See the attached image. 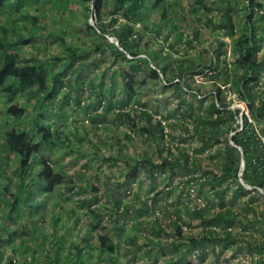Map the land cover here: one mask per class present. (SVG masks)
<instances>
[{
    "label": "rangeland",
    "instance_id": "rangeland-1",
    "mask_svg": "<svg viewBox=\"0 0 264 264\" xmlns=\"http://www.w3.org/2000/svg\"><path fill=\"white\" fill-rule=\"evenodd\" d=\"M177 1L180 14L184 16L179 26L181 38L176 44H172L173 48L168 46L172 41L169 37L166 42L161 41L163 45L160 53L164 55L170 52L175 57L185 56L182 54L183 49H186L188 54H193L195 50L208 49L209 56H215L218 51L220 59L225 57L227 61H232L234 54L231 52L229 36L214 28L215 23L221 21L222 16L217 12L220 9L216 6L219 7L225 2L228 4V11L234 18L235 32L238 33L244 10L242 7L237 9V6L245 0H202L201 3L195 0ZM204 2L210 6H204ZM24 7L9 15L0 14V32L2 29L6 30V40L9 41L16 39L18 35L26 37L32 34L29 43L15 47V51L23 60L41 61L46 73L49 74V80L59 69L65 71L63 76L58 75L60 81L56 82L58 90L54 98L47 100L43 105L42 111L45 114L43 124H48L51 132L56 134L53 138V147H43L42 154L54 167L70 175L74 185L71 189L63 186L54 188L53 193L48 197L36 193L25 204L32 212L35 210L33 215H29L28 210L25 211L21 207L18 213L16 212L15 221L11 223L7 221L9 218L6 220L3 217L9 209L8 206L0 204V238L4 237L0 240V264H47L51 257L56 255L59 261L65 253L73 251L76 245L83 247L85 243L90 245L91 250L86 246L84 249L94 253L88 260L93 264H151L145 251L157 246L156 242L185 240L172 235L171 221L175 218L174 208H180L183 221L189 223L186 225L182 221L177 222L183 232L182 236L202 233L198 221L194 218L189 220L184 214L182 203H187L185 205L188 207H203L207 204L208 196L210 199L208 205L215 201L208 190L198 195L194 182L197 183L212 173H219L220 158L215 151L222 147L220 143L224 138L229 141L232 130L223 131L216 137L219 142H214L210 147H205L199 152L201 141L192 131L193 123L190 116L183 110L187 103H191L193 114L203 113L208 100L205 99L201 108L197 109L195 97L191 92H174L172 86L161 89L157 81L152 80H147L145 86L137 87L135 96L140 102L130 101L121 108L113 106L100 120L105 106L100 90L109 85L110 91L107 96L110 95L113 99L121 96V72L126 70L125 61L109 54L108 49L100 54L94 48V43L99 41L95 36L98 34L97 30L95 34L90 31L85 33L84 30L85 22L94 25V19L90 17V9L86 11L79 6L60 9L52 1L32 4L25 9ZM25 12L27 17L23 16ZM32 14L37 16L34 25H31ZM207 16L211 17L214 26L206 24ZM194 30L197 31V35L192 37ZM169 36L172 38V35ZM105 37L110 38L112 41H108L114 44V37L108 35ZM189 38L192 46L188 48L184 42ZM216 38L226 44L220 50L208 47L211 40ZM154 44L156 45L157 42L155 41ZM177 47L179 50L175 52L174 49ZM71 51L76 53V57L69 62L68 54ZM262 54H264V42L261 43L258 56ZM56 56L58 60H54ZM140 57H143V54ZM207 58L208 55L204 53L198 59L199 63ZM206 70L209 68L206 67L203 72ZM131 72L135 77L142 75L136 70ZM194 79L196 87L193 89L200 91L199 96L209 95L212 91L210 82L214 78L199 74ZM215 83L219 85V81ZM80 84L82 85L77 87L78 103H75L73 87ZM220 89L228 104L227 108H237L239 112L247 113L244 103L229 84L221 86ZM64 94L67 95L68 100L63 101V106L58 109L59 100L64 98ZM2 98L0 96V131L7 125L2 113ZM17 98L23 101L22 96ZM28 100V106L34 102V98L28 97ZM179 100H183V103L180 104ZM176 108L178 110H175ZM141 109L149 111L153 119L161 120L164 136L158 144L148 138L144 132L131 128L126 120L114 116L117 110L125 111L130 117H134L135 122ZM27 111L28 114L25 120L23 119L25 122L30 113L37 112V108L35 110L27 108ZM56 111L59 112V119ZM95 114H98L99 118L94 117ZM91 116L93 119H90ZM138 124H141V120ZM239 126L240 119L237 114L230 128L237 129ZM181 149L187 155L186 166H173L171 174L168 173L167 168L165 172L153 170L152 177H149L145 170L149 166L147 161L160 163L163 158L179 157ZM127 158L135 161L138 170L132 182L128 178L129 184L124 185L123 180L129 171L124 165ZM14 159L12 154H6L4 157V153H0L1 183L14 179L12 175L15 168ZM141 161L143 163L146 161V164L142 165ZM32 166L34 168L31 176L38 167L36 163ZM189 178L195 181L185 183ZM92 187H96V190ZM245 188L251 189L248 185H245ZM5 195L1 187L0 197L4 198ZM86 202L89 203L88 206ZM252 204L264 206V202L257 199ZM240 206L241 203H236L234 212L239 213L238 218L246 220L245 212L239 211ZM124 208L127 209V213H124ZM14 213V209H10L11 218ZM158 223L162 227L159 232ZM7 229L15 230L17 235L4 236V230ZM248 229L252 238L264 240L262 228ZM237 230L236 227L231 229L232 234ZM240 232L246 233V230L242 229ZM98 234L109 237L114 247V253L110 258L104 256L100 259L96 258ZM54 238L58 239L63 247L57 254L50 250L51 246L48 242ZM31 255L37 261L30 260ZM256 255L253 252H235L232 247L220 250L217 246L207 244L201 261H198L196 252L190 253L188 260L191 264H252L256 262ZM169 257L170 254L166 251L162 257H158L155 264H160ZM85 262L87 264V259Z\"/></svg>",
    "mask_w": 264,
    "mask_h": 264
},
{
    "label": "trees",
    "instance_id": "trees-1",
    "mask_svg": "<svg viewBox=\"0 0 264 264\" xmlns=\"http://www.w3.org/2000/svg\"><path fill=\"white\" fill-rule=\"evenodd\" d=\"M38 1H52L60 9L75 6L86 11L90 9V17H93L94 25L91 26L85 22L84 30L85 33L90 31L94 34L97 30L98 34L95 36L99 41L94 43V48L100 54L108 49L109 54L122 58L127 64L126 70L121 72V96L117 99H113L110 95L107 96L110 91L109 85L101 89V98L105 103L104 113L100 115V118L98 114H95L94 117L102 120L105 113L113 106L121 108L130 101L140 102L135 96L137 87L145 86L147 80L157 81L161 89L172 86L174 92H191L195 97L197 109L201 108L205 99L208 100L203 113L193 114L191 103H187L183 110L190 116L193 123L192 131L199 136L201 141L199 152L205 147H210L214 142H219L216 137L229 129L233 132L229 140L242 152L240 154L233 145L227 142V139H223V142L220 143L222 147L215 151L220 158L219 173H212L201 181L194 182L198 195L200 192L208 190L215 201L208 205L210 203L208 196L207 204L203 207H188L185 205L187 203H182L184 214L189 217V220L194 218L198 221L202 233H189L182 236L183 232L177 222L182 221L186 225L189 223L183 221L180 208H174L175 218L174 221H171L172 235L185 240L168 243L156 242L157 246L150 247L145 251L151 264H155L158 257H162L166 251L170 257L164 259L160 264H191L188 255L192 252H196L198 261H201L207 244L217 246L220 250L232 247L235 252L256 253V262L252 264H264V240L252 238L248 229L262 228L264 230V206L252 204L255 199L264 202L262 195L264 193V54L258 56L261 43L264 42V13H262L264 0H245L238 4L237 9L242 7L244 10L241 14L238 33L235 32L234 18L228 11L226 2L220 4L219 7L216 6L220 9L217 12H220L222 16L221 21L215 23V26L211 17L207 16L206 24L208 26L212 25L221 30L222 34L229 36L231 52L234 54L232 61H227L225 57L220 59L218 51L215 56H209L208 49L195 50L193 54H188L186 49H183L182 54L185 56L175 57L170 52H166L164 55L160 53L163 45L161 41L166 42L169 37L172 41L168 46L173 48L172 44H176L181 38L179 26L184 16L180 14L177 0H0V14L9 15L12 12H17L18 9L21 10L24 6L29 8L32 4L38 5ZM195 2L201 3L202 0H195ZM204 6L209 7L210 5L204 2ZM23 14L24 17H27L26 12ZM31 20V25H34L37 16L32 14ZM192 32V37H195L197 31ZM106 35L114 37L117 45L110 43L105 37ZM169 35H172V38ZM6 36V30L2 29L0 32V96L3 97L2 113L6 118L7 125L0 131V153H4V157L6 154H12L15 158V168L12 171L14 179H8L6 183L0 182V188L2 187L6 194V197H0V204L8 206L9 209L3 217L6 220L9 218L7 221L11 223L15 221L16 212L18 213L21 207L25 211L28 210L29 215H33L35 210L32 212L25 204L36 193L48 197L53 193L54 188L63 186V188L71 189L74 182L70 175L58 167H54L42 154L43 147H53V138L56 134V132H51L48 124H43L45 119V114L42 111L43 105L47 100L54 98L58 90L56 82L60 81L58 75L63 76L65 71L62 68L59 69L53 73L54 75L49 80V74L46 73L41 61L23 60L15 51V47L29 43L32 34H28L26 37L18 35L12 41L6 40ZM184 45H187L188 48L191 47V39H187ZM225 45V42L216 38L211 40L208 47L220 50ZM174 50L177 52L179 48ZM72 51L74 50L72 49ZM72 51L68 54L69 62L76 57V53ZM204 53L208 55V58L199 63L198 59ZM141 54L144 57H140ZM58 59L57 56L54 57V60ZM206 67L209 70L205 72L209 73L203 72ZM131 70H136L142 75L135 77ZM199 74L214 78L210 82L212 91L207 96L200 97V93L198 94L200 91L193 89L196 87L194 77ZM215 81H219V85H216ZM48 82H50L49 85ZM226 84H229L231 89L237 92L239 99L244 103L246 114L239 112L237 108H227L228 104L220 89ZM81 85L73 87L75 103H78L77 87ZM39 93L43 94L38 95ZM17 95L22 96L23 101L19 100ZM66 96L64 94V98L59 100L58 109L63 106V101L68 100ZM28 97L34 98V102L29 106L27 105ZM179 103L182 104L183 100H179ZM140 104L144 105V103ZM27 108L31 110L37 108V112L30 113L25 122V116L28 114ZM40 109L41 111H39ZM56 112L59 119V112ZM237 114L240 126L237 129H231L230 125L236 120ZM114 116L126 120L131 128L144 132L156 144L164 136L161 120L153 119L149 111L141 109L135 122L134 117H130L125 111L117 110ZM90 119L93 117L91 116ZM139 120H141V124H138ZM241 156L244 164L238 176ZM147 162L149 166L145 170L149 177H152L153 170L165 172L166 168L171 174L173 166H186L187 155L181 149L179 157L163 158L160 163ZM34 163L38 167L34 170L33 177L31 171L34 168L32 166ZM141 164H146V161L144 163L141 161ZM124 165L129 170L123 180L124 185H127V183L129 184L128 178H130V182L135 178L138 167L135 161L129 158L125 159ZM238 177L243 184L239 183ZM192 181L195 179L189 178L185 183L188 184ZM244 184L249 185L251 189L245 188ZM255 187H259L262 193ZM92 189L96 190V187H92ZM236 203H241L239 211L245 212L246 220H241L237 217L239 213L234 212ZM86 205L88 206L89 203L86 202ZM10 209H14L13 218L9 215ZM124 213H127L126 208H124ZM247 215L249 216L246 217ZM158 225L160 226L159 223ZM234 227L238 230L232 234L231 229ZM119 229L121 230V227ZM161 229V226L158 227V232ZM242 229L246 230V233H241ZM4 231V236L8 234L7 237L17 235L15 230ZM48 242L51 246L50 250L56 254L63 248L58 239L54 238ZM85 246L91 248L86 243L83 247L76 245L74 250L65 253L61 260L58 261V256L55 255L47 261V264H85L86 259L87 264H93L88 260L93 257L94 253L93 251L87 252L84 249ZM96 248L97 259L102 256L110 258L114 253V247L109 237L104 234L97 235ZM30 260L37 261L33 255L30 256ZM250 261L252 262V260Z\"/></svg>",
    "mask_w": 264,
    "mask_h": 264
},
{
    "label": "water",
    "instance_id": "water-1",
    "mask_svg": "<svg viewBox=\"0 0 264 264\" xmlns=\"http://www.w3.org/2000/svg\"><path fill=\"white\" fill-rule=\"evenodd\" d=\"M114 45H117V42H114ZM228 142H229V144L233 145L239 151L240 154H242L241 150L235 144H233V142L231 140H229ZM243 164H244V162H243V159L241 156L240 172L238 173V176L240 175L241 170L243 169ZM238 181L240 184H243L242 180L239 177H238ZM248 187H250V186L248 185ZM255 189H257L260 193L262 191L259 187H255Z\"/></svg>",
    "mask_w": 264,
    "mask_h": 264
},
{
    "label": "clouds",
    "instance_id": "clouds-1",
    "mask_svg": "<svg viewBox=\"0 0 264 264\" xmlns=\"http://www.w3.org/2000/svg\"><path fill=\"white\" fill-rule=\"evenodd\" d=\"M108 40L110 39V38H107ZM109 41H112L111 39L109 40ZM114 42H117L116 40L114 41ZM113 42V43H114ZM143 57H144V55H143ZM240 172V171H239ZM261 193H262V191H261ZM262 195H263V193H262ZM264 196V195H263Z\"/></svg>",
    "mask_w": 264,
    "mask_h": 264
},
{
    "label": "built area",
    "instance_id": "built-area-1",
    "mask_svg": "<svg viewBox=\"0 0 264 264\" xmlns=\"http://www.w3.org/2000/svg\"><path fill=\"white\" fill-rule=\"evenodd\" d=\"M263 195H264V193H263Z\"/></svg>",
    "mask_w": 264,
    "mask_h": 264
}]
</instances>
